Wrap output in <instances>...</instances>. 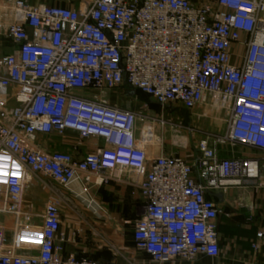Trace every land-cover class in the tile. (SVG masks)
I'll return each mask as SVG.
<instances>
[{
  "label": "built area",
  "instance_id": "2783aa9c",
  "mask_svg": "<svg viewBox=\"0 0 264 264\" xmlns=\"http://www.w3.org/2000/svg\"><path fill=\"white\" fill-rule=\"evenodd\" d=\"M70 1L79 3L13 0L5 27L17 49L0 56V264H109L65 254L71 238L60 230L59 200L46 204L40 226L25 223L22 202L31 173L72 191L77 180L108 182L117 168L142 177L138 249L157 264L217 257L220 208L211 194L264 187V0ZM123 85L163 108L213 107L222 126L172 121L148 104L111 106L95 94ZM66 131L103 146L76 159L34 145L38 134ZM167 131L190 135L192 160L148 155ZM221 147L258 155L222 156Z\"/></svg>",
  "mask_w": 264,
  "mask_h": 264
},
{
  "label": "crops",
  "instance_id": "0c3cea01",
  "mask_svg": "<svg viewBox=\"0 0 264 264\" xmlns=\"http://www.w3.org/2000/svg\"><path fill=\"white\" fill-rule=\"evenodd\" d=\"M12 1L0 0V56L17 49V44L5 33V27L14 21ZM27 1L32 4L67 6L70 3H79L70 0ZM29 33L32 34L30 29ZM95 94L111 106L134 111L142 110L148 104V112L149 108L157 105L150 102L148 96L125 85ZM206 109L196 114L198 120H213ZM200 114L206 116L198 117ZM214 119L216 127L218 125L221 127L219 118ZM194 121L197 124V120ZM34 145L49 152H67L74 158L81 159L87 153L103 146V143L94 138L84 140L77 133L66 131L62 135L38 134ZM146 150L151 157L162 153L180 154L166 146L148 145ZM195 153L194 147L191 146L180 155L192 160ZM219 154L254 157L258 152L248 148L221 147ZM141 179L142 177L132 168H117L106 183L92 185L90 188H88L89 184L80 180L72 183V191L82 193L86 190V197L93 198L99 208L95 211L88 208L74 210L68 206L70 210L67 214L61 215L60 230L71 238L70 242L64 243L65 254L109 264H157L148 253L136 247L133 236L135 222L144 214L145 201L139 189ZM58 185L50 177L31 173L24 187L22 202L23 210L30 217V220L25 222L27 225L42 224V215L50 200H59L61 207L63 198L72 202L70 196L75 194L64 187L66 193H63ZM221 193V202L213 196V193L211 194L220 208V254L217 257L199 255L194 260L173 259L161 264H264V237H258V233H264V187H234ZM253 244H256V247H253Z\"/></svg>",
  "mask_w": 264,
  "mask_h": 264
},
{
  "label": "rangeland",
  "instance_id": "374dc122",
  "mask_svg": "<svg viewBox=\"0 0 264 264\" xmlns=\"http://www.w3.org/2000/svg\"><path fill=\"white\" fill-rule=\"evenodd\" d=\"M201 107V108H200ZM203 107V108H202ZM200 108V109H199ZM199 108H195L192 110H186L183 108H178V107H161L159 105H153L152 108H149L148 113L150 114H154V115H164L167 119H171L173 120H179L181 122H183L184 124H194L200 127H205V128H210L211 130L217 129L216 127V121L214 118L219 117V113L218 111L210 106L207 105H201L199 106ZM207 108V109H206ZM207 110V113L210 117L213 118V120H198L196 118V114L203 110ZM194 119L197 120V124H195ZM199 124V125H198ZM165 144L164 146L166 147H170L171 149H173L174 151H177L178 153L182 154V152L187 151L191 148V143L189 142L191 137L188 133H182V134H178V136L174 135L172 132L167 131L166 135H165ZM199 136L195 135V140H198ZM179 145V146H177ZM185 146V148H184ZM59 186V185H58ZM60 190L63 193H66L65 189L60 185L59 186ZM82 197L86 198V193L83 190V193L81 194ZM71 197V201L69 202V200H66L65 198H63V202H62V207H61V213L62 215H66L67 211H69V207H71L74 210H79V209H84L87 208L85 202L83 201V199L81 197H77V196H70ZM69 206V207H68ZM6 223H8V221H5Z\"/></svg>",
  "mask_w": 264,
  "mask_h": 264
},
{
  "label": "water",
  "instance_id": "95a60500",
  "mask_svg": "<svg viewBox=\"0 0 264 264\" xmlns=\"http://www.w3.org/2000/svg\"><path fill=\"white\" fill-rule=\"evenodd\" d=\"M213 196L215 197V198H217V200L219 201V202H221V198H222V193L220 192V193H213Z\"/></svg>",
  "mask_w": 264,
  "mask_h": 264
}]
</instances>
